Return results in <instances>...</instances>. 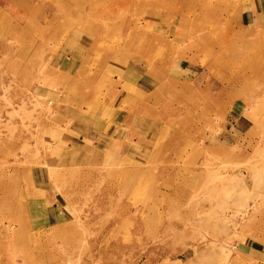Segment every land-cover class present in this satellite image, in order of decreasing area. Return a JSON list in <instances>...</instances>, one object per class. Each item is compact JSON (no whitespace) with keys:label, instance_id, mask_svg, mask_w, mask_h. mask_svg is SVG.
Instances as JSON below:
<instances>
[{"label":"rangeland","instance_id":"374dc122","mask_svg":"<svg viewBox=\"0 0 264 264\" xmlns=\"http://www.w3.org/2000/svg\"><path fill=\"white\" fill-rule=\"evenodd\" d=\"M255 0H0V264H264Z\"/></svg>","mask_w":264,"mask_h":264},{"label":"crops","instance_id":"0c3cea01","mask_svg":"<svg viewBox=\"0 0 264 264\" xmlns=\"http://www.w3.org/2000/svg\"><path fill=\"white\" fill-rule=\"evenodd\" d=\"M255 6H253L247 14L251 23H255L256 19H264V0H255Z\"/></svg>","mask_w":264,"mask_h":264}]
</instances>
